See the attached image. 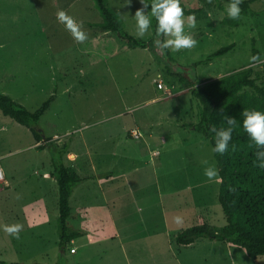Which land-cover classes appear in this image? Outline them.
<instances>
[{
  "label": "rangeland",
  "instance_id": "374dc122",
  "mask_svg": "<svg viewBox=\"0 0 264 264\" xmlns=\"http://www.w3.org/2000/svg\"><path fill=\"white\" fill-rule=\"evenodd\" d=\"M146 2L144 8L141 0H105L130 35L150 43L143 50L95 27L102 22L97 0H0V95L31 112L54 98L38 124L39 143L32 130L0 111V261L264 264V256L251 260L244 250L209 239L189 246L175 241L191 227L226 225L219 174H204L208 165L218 166L210 142L194 129L200 111L191 90L249 67L264 84V0H243L251 2L249 13L236 28L224 23L229 3L180 0L185 29L197 43L179 51L155 44L171 38L157 36L155 18L149 32L137 36L134 15L151 10L152 0ZM59 11L81 23L85 41L58 21ZM189 16L195 29L187 28ZM231 45L224 57L193 68ZM53 151L83 179L68 220L81 237L64 250ZM37 199L46 202L31 207ZM14 224L23 226L19 239L4 230Z\"/></svg>",
  "mask_w": 264,
  "mask_h": 264
},
{
  "label": "trees",
  "instance_id": "16d2710c",
  "mask_svg": "<svg viewBox=\"0 0 264 264\" xmlns=\"http://www.w3.org/2000/svg\"><path fill=\"white\" fill-rule=\"evenodd\" d=\"M223 1L230 3V0ZM250 3L240 4V17L248 15ZM97 9L102 22L95 27L115 34L119 41L128 46L143 50L149 48L150 43L134 38L124 29L118 16L106 5L105 0H97ZM239 19L233 20L228 17L224 23L236 28ZM233 49V45L221 48L206 60L195 64L193 68L208 65L215 59L224 57ZM253 52L254 57L260 58L255 49ZM167 68L171 70L169 65ZM255 75V68L249 67L194 86L191 90V95L196 100L200 111V121L194 129L210 142L212 148L215 146V133H211L209 129L213 124L219 131L222 124L227 127L226 117H232L237 119V127L233 131L228 151L223 155L214 152L221 181L218 201L225 216L226 225L219 230H212L207 226L186 229L175 238L179 246H189L197 240L209 239L242 249L251 260L264 256V169L258 167L259 161L257 162L255 156L258 149L242 126L244 110L264 111V84L258 85ZM53 100L54 98L51 97L38 110L31 112L9 96L0 95V111L4 117L32 130L39 143L44 139L43 134L38 132V124L50 109ZM62 153L67 154V150H62ZM54 154L55 151L51 152L54 169L52 178L57 183L59 194L57 220L59 247L64 250L73 240L81 237L78 231L69 227L68 220L71 214L70 199L75 188L83 183V179L71 168L66 167ZM107 175L112 176V174ZM0 264L9 263L0 261Z\"/></svg>",
  "mask_w": 264,
  "mask_h": 264
},
{
  "label": "clouds",
  "instance_id": "9594fccd",
  "mask_svg": "<svg viewBox=\"0 0 264 264\" xmlns=\"http://www.w3.org/2000/svg\"><path fill=\"white\" fill-rule=\"evenodd\" d=\"M243 0H230L227 6V15L230 19H239L241 8L240 4ZM144 8L148 7L146 0H141ZM144 8L137 10L134 15L137 28V36L144 37L151 28L152 18L157 21L156 34H164V36L171 38L165 39L163 43L160 40H156L155 44L158 47L172 48L173 51H179L181 49H190L194 47L197 41L193 36L188 33L185 29L184 11L180 6V0H152L151 10L148 12L144 11ZM57 19L63 23L66 29L72 34L78 42H83L87 39L85 32L81 30V23L77 22L71 16L67 15L64 11L57 13ZM188 29L196 28V21L194 16L188 17L187 23ZM259 57H252V60H257ZM242 126L244 131L248 134L251 141L257 147L255 153L258 167L264 169V111L249 109L244 110ZM227 127L222 124L219 131L217 126L213 124L209 131L215 133L214 140L215 146L212 151L223 155L228 151L229 143L232 139L234 129L237 127V119L232 117H226ZM205 165H208V161H203ZM204 174L209 178H215L218 176V169L215 165H208L205 167ZM177 222H180L179 218H176ZM21 224H14L5 226L4 230L19 239V233L22 229Z\"/></svg>",
  "mask_w": 264,
  "mask_h": 264
},
{
  "label": "built area",
  "instance_id": "2783aa9c",
  "mask_svg": "<svg viewBox=\"0 0 264 264\" xmlns=\"http://www.w3.org/2000/svg\"><path fill=\"white\" fill-rule=\"evenodd\" d=\"M157 87L160 90H164V89L166 90L167 89L166 87L164 88V86H162L161 84H159ZM132 133H133L134 138H140L141 137V134L138 131H134ZM0 183H5V176H4V173H3L1 166H0Z\"/></svg>",
  "mask_w": 264,
  "mask_h": 264
},
{
  "label": "crops",
  "instance_id": "0c3cea01",
  "mask_svg": "<svg viewBox=\"0 0 264 264\" xmlns=\"http://www.w3.org/2000/svg\"><path fill=\"white\" fill-rule=\"evenodd\" d=\"M49 111V110H48ZM141 134V133H140ZM44 139V138H43ZM52 181L56 182L53 178H51ZM45 196V195H44ZM46 202L45 199H37L33 202V205L31 207L35 208V207H41L42 205H44Z\"/></svg>",
  "mask_w": 264,
  "mask_h": 264
},
{
  "label": "bare ground",
  "instance_id": "6f19581e",
  "mask_svg": "<svg viewBox=\"0 0 264 264\" xmlns=\"http://www.w3.org/2000/svg\"><path fill=\"white\" fill-rule=\"evenodd\" d=\"M75 158V157H74ZM8 186V185H7Z\"/></svg>",
  "mask_w": 264,
  "mask_h": 264
},
{
  "label": "water",
  "instance_id": "95a60500",
  "mask_svg": "<svg viewBox=\"0 0 264 264\" xmlns=\"http://www.w3.org/2000/svg\"><path fill=\"white\" fill-rule=\"evenodd\" d=\"M44 138V137H43Z\"/></svg>",
  "mask_w": 264,
  "mask_h": 264
}]
</instances>
